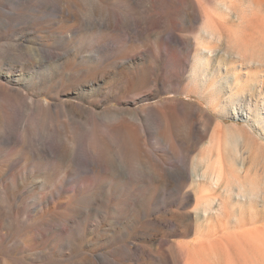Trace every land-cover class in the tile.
<instances>
[{"label":"rangeland","instance_id":"rangeland-1","mask_svg":"<svg viewBox=\"0 0 264 264\" xmlns=\"http://www.w3.org/2000/svg\"><path fill=\"white\" fill-rule=\"evenodd\" d=\"M194 1L210 11L221 2L0 0V264H75L101 255L105 264H184L191 258L192 264H264V214L238 212L234 219L225 220L230 226L224 222L227 227L220 224L217 228L208 227L203 217L200 231L194 218L201 210L196 199L198 186L190 179V171L202 168L200 159L208 153L218 125L236 136L234 144L220 143L223 153L234 150L248 155L250 145L264 149V131L233 114L235 109L246 110L247 103L238 105L234 100L225 110L217 105L213 108L198 92L199 79L193 76L197 48L193 44L182 52L180 44L169 38L172 33L199 34L200 24L190 18ZM251 2L253 8L245 21L229 18L233 35L224 30L222 36H231L248 56L257 53L264 57V0ZM109 21L117 28L105 27ZM43 44L54 57L42 64L26 63L25 56L40 55ZM218 47L226 49L222 44ZM216 60L221 67L225 63L241 65L240 80L245 84L256 79L255 73L264 80V70L249 66L240 57L221 54ZM128 80L132 86L125 85ZM224 81L217 80V84ZM17 91L28 100L52 105L51 110L43 114L32 111ZM259 91L250 93L257 111L264 107V87ZM174 100L200 109L199 128L207 131L203 140L188 132L191 121L182 115L184 107L178 108L182 127L173 121V138L168 136L167 143L155 131L153 111L147 114L146 133L136 132L135 142L125 134L119 136L122 117L129 126L134 123L129 112ZM24 133L29 135L26 144L22 143ZM43 145L72 157L45 155L40 151ZM133 152L138 159L133 156L136 160H132ZM105 157L115 163L112 173L94 170L104 164ZM159 158L188 177L177 183L159 178ZM241 171L240 176H245L246 171ZM256 175H251L252 180L264 183V170ZM221 190L215 189V195L222 194ZM40 201L50 210L43 217L37 213ZM184 214L193 215L191 224L182 221ZM53 221L67 224L70 233L76 231L70 246L73 254L33 262L19 238L31 232L40 236ZM63 236L40 237L33 249L38 252L54 246L57 253L70 249L63 244ZM183 242L192 253L183 250L185 261L182 256L178 263L175 246Z\"/></svg>","mask_w":264,"mask_h":264},{"label":"bare ground","instance_id":"bare-ground-1","mask_svg":"<svg viewBox=\"0 0 264 264\" xmlns=\"http://www.w3.org/2000/svg\"><path fill=\"white\" fill-rule=\"evenodd\" d=\"M250 1L251 0H221L217 8L212 11L208 10L206 7H203L205 4L202 5L200 2L194 1L190 3L192 9L190 18L195 24H200L199 34L195 36H185L172 33L171 35H169V38L172 43L180 44L182 52L187 51L189 48L193 47V44L197 48L193 62V76L199 79V82L197 84L198 92L207 98L209 104L213 108L217 105L219 108H221V110H225L232 106V102L234 100H237V103H239L238 105H241L242 103H247L246 110L244 109V111L242 110L240 112H236V109L234 107L235 111L233 112V114L243 116L245 119L252 121L253 126L264 131V107H262L260 111H257L258 107L253 102L254 97H252V95L250 94L251 92H260L259 90L262 89V86L264 87V80H262V78L259 79V75L255 73L252 75L256 77V79H252L251 82L245 84V82H242L240 80V72L243 69L241 65L235 66L233 64L225 63L224 67H221L218 66L219 64H221V61L218 62L216 60V57L221 54L224 55V58L232 57L234 59L235 57H240L244 59L249 66H258L259 69L264 70L263 56H260L257 53H253V56H248V54H246L247 51L245 49L235 45V42L233 41V38L231 36H228L227 38H224L222 36L224 35V30L228 33V35H233V29L231 28L229 18L236 19L241 23V21L246 18V14L249 13V11L251 12L250 9L253 8V3H250ZM248 5H252V7H249ZM181 12L184 15L186 14L185 9H182ZM216 24H219V26H216ZM117 26L118 25L112 21H109L105 24V27L110 29L117 28ZM220 44L225 45L226 49L219 48L218 45ZM44 46L47 45H42L40 55H38L37 53L27 54L24 59L25 62L28 64L36 65L42 64L48 61L50 58H53L54 53L46 51L44 49ZM243 55L246 57H244ZM222 74L226 76L220 77V75ZM221 79H224L225 81L221 84H217V80H220L221 82ZM211 81L214 82L212 83ZM225 83L228 84L227 87H224ZM125 85L132 86L133 82L128 80ZM157 85L158 83L157 81H155L154 86ZM17 94L20 95L22 102L27 105L24 106L28 107L32 111H42L43 114L51 110L52 108V105H46L39 100H34L32 98L28 100V97L22 94L20 91H17ZM65 106L67 108H75L74 105ZM179 107H184L182 115L184 113L190 118V126L189 124H187V126H189L190 128V130L188 128V132L195 136V139L196 137H198L203 140L207 131H201V129L199 128V126L201 125L200 115L198 114L200 109H198V107H196L195 105H191L180 100H174L173 102L166 103L161 102L160 105L149 106L145 110H140V112H129L130 114L128 115L133 118L134 123L131 124L132 126H129L130 124L126 123V117H122L121 120L118 119L120 120V123L118 124L117 132L120 134L119 136L125 134L126 137L128 136L127 138L130 142H135L134 135L136 132L141 133L143 130L144 134L146 133L145 129L149 127V119L147 114L148 112L153 111L155 113V131H157V135L159 134L160 137H162L163 141L167 143L168 136L171 135L170 140L173 138V121H179V128L182 127V120H180V112H178ZM218 107L217 109H219ZM83 111L86 113L88 112L86 108H83ZM205 129L207 130V128ZM28 137L29 135L27 133L23 134V144L27 143ZM235 137L236 136L234 133H232V131L230 132V130H227V128H225L224 130L221 125H218L209 142V147L207 148L208 153L200 159V164L202 168L198 169L196 167L192 168V170L190 171V179H192L195 184L197 183L198 186V190L196 192V199L200 206L199 210H201V214H197L194 217L197 221V225L199 224L200 219L203 217L207 219V226L210 227L211 225L215 226L220 224H223L225 226V224L228 223V221L225 220H229L231 219V217L234 219V214L238 212L243 213L249 211L253 215L264 214V183H260V185L259 183L254 182L251 178V175L253 174L258 177L256 174L264 170V149L261 146L250 145L246 149L248 155L245 154L246 152H240L239 155V152H234V150H232L229 154L223 153L220 143L223 140H226L229 142V144L232 143L231 141H233L232 144H234ZM168 144L170 146L171 142H169ZM40 151H42V153H44L45 155L58 156L64 159H70L72 157L71 154L68 152L58 153L47 145H43ZM95 155L100 156V154L97 152H95ZM133 156L138 159L137 155L134 152L132 153V158ZM248 157L250 158L249 162L247 160ZM136 158H133L132 160H136ZM158 163L161 168V171L159 172L158 176L159 178H170L172 182L177 183L181 179L188 177V175L184 171L182 172L181 170H176L173 167L169 166L167 161H165L163 158H159ZM114 164V162L110 163L109 159L105 157L104 164L95 167L94 170L99 171L101 169H105V173H112ZM247 168L248 170H246ZM241 170L246 171L245 176H240L242 173ZM220 188H222V194H219V196L215 195V189ZM37 207V213L42 217L46 216V213L50 211L47 208V204L43 201L37 202ZM117 213L120 212L117 210ZM245 217L246 216L244 214V218ZM194 218L192 214H184L182 221L191 224ZM251 218L250 220L252 221L253 218ZM240 221L238 222L240 223ZM230 223H228V226H230ZM202 226V224L198 225L199 231L202 229ZM225 227H227V225ZM67 229V224L62 226L59 222L53 221L51 227L45 233H41L40 236L34 232L28 234L29 236H20V243L22 246H24L23 251L26 252L31 259H33V262H38L42 259H49L57 254L65 258H69L73 254V250L70 246L72 244V236H74L76 231H71L70 233L67 231ZM219 230H217L216 233ZM224 230H226V228ZM208 231L210 230L208 229ZM47 234H50L51 236H54L56 234H58V236H63L65 234V236L61 238H63L64 240L63 244L65 245V247H69L70 249H66L57 253V251H55L54 246H51V249H41L40 251L36 252V250L33 249L32 245L36 243L38 239H40V237L46 238ZM211 235L216 234L214 232V234ZM195 248L194 250L196 251L197 248ZM201 248L202 247L198 248V250L200 249L198 253L202 250ZM188 249H190L189 245L184 242L182 243V246H175V252L178 255V263L181 262L182 256L183 260L185 261V255H183V250L185 254L188 252ZM211 250L215 252V255L217 256L216 250ZM210 252L207 251V254L209 256L212 254ZM190 253L192 252H188V254ZM128 254H131V251H129ZM191 261L192 258L188 259L184 264H192ZM75 264H105V256L101 255L99 258H93L92 256H89Z\"/></svg>","mask_w":264,"mask_h":264}]
</instances>
